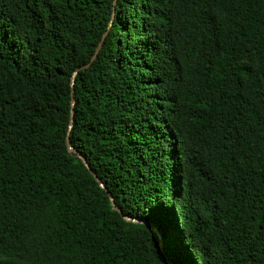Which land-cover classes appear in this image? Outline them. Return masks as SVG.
<instances>
[{
  "label": "trees",
  "instance_id": "16d2710c",
  "mask_svg": "<svg viewBox=\"0 0 264 264\" xmlns=\"http://www.w3.org/2000/svg\"><path fill=\"white\" fill-rule=\"evenodd\" d=\"M0 264H264V0H0Z\"/></svg>",
  "mask_w": 264,
  "mask_h": 264
},
{
  "label": "water",
  "instance_id": "95a60500",
  "mask_svg": "<svg viewBox=\"0 0 264 264\" xmlns=\"http://www.w3.org/2000/svg\"><path fill=\"white\" fill-rule=\"evenodd\" d=\"M116 2H117V0H115V5H116ZM107 33H108V31L102 37V40L99 43V45L97 46L96 51H95L93 57L91 58L90 62L88 64L82 66V67L77 68L74 71L73 75H72V80H71V87H72V100H71L72 113H71V119H70V124H69V131H68V135H67V147H68V150L70 152L76 154L77 157L83 162V164L85 165V167L90 171V173L92 174V176L99 183L100 187L103 188L106 191V193L108 194L113 208L117 212H119L126 221H128V222H134V223L146 224L150 229H152L157 234V236L160 239V251H159L160 259L163 262H165L164 259H163V254H162L163 241H162V238H161L160 234L156 230V228L153 227L151 224L147 223L146 221L142 220V219L131 218L129 216L124 215L123 212H122V210L115 203V200H114L112 194L110 193L109 189L104 185L103 181L97 176V174L91 169V167H90L87 159L80 152H78L77 149L75 147H73V145L71 143L70 132H71V130L73 128V122H74V116H75V104H76V100H75L74 94H73L76 77H77V75H78V73L80 71L89 68L91 66V64L97 59L98 54L100 53V51H101V49L103 47V44H104V41H105V38H106Z\"/></svg>",
  "mask_w": 264,
  "mask_h": 264
}]
</instances>
